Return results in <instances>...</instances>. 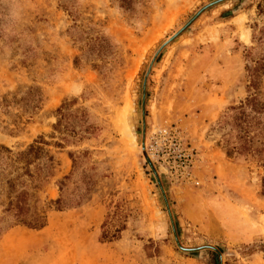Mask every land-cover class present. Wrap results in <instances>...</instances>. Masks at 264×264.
Here are the masks:
<instances>
[{"label": "rangeland", "instance_id": "obj_1", "mask_svg": "<svg viewBox=\"0 0 264 264\" xmlns=\"http://www.w3.org/2000/svg\"><path fill=\"white\" fill-rule=\"evenodd\" d=\"M261 1L0 0V144L42 136L55 160L39 229L3 211L0 180V264H264V170L224 152Z\"/></svg>", "mask_w": 264, "mask_h": 264}, {"label": "trees", "instance_id": "obj_2", "mask_svg": "<svg viewBox=\"0 0 264 264\" xmlns=\"http://www.w3.org/2000/svg\"><path fill=\"white\" fill-rule=\"evenodd\" d=\"M133 1L117 0L118 5L124 9L130 8ZM256 7L258 14H264V0L257 3ZM255 37L257 36L253 33L252 38ZM86 44L87 49L90 50L96 47V52L100 55L107 42L101 36H94L89 38ZM74 61H76V57ZM244 70L247 94L238 104L229 108L233 140L224 146V152L227 157L234 154L250 157L264 170V98L260 95V82L264 75V55L257 60L245 62ZM34 91L29 90L27 94L32 95ZM64 105L66 104L63 103L55 109L59 117L52 124L53 129L59 127L62 119L64 129L71 126L69 118L73 115L62 110ZM69 131L72 135L76 133L73 129ZM59 140L64 142L67 141V138L61 134ZM48 144L42 136H38L23 149L14 152L0 144V180L3 181L5 193L3 211L11 214L15 224H21L31 229L43 227L46 221L45 211L37 208L34 204L30 205L29 201L35 191L41 188L43 181L52 174L55 160L49 150L45 148ZM52 144L55 147H61L60 141H53ZM12 171H16L15 174H12ZM260 186L261 194L264 195V176L261 177ZM35 202L34 198L33 203ZM98 239L99 241L109 240L102 235ZM216 260L217 258H215Z\"/></svg>", "mask_w": 264, "mask_h": 264}, {"label": "crops", "instance_id": "obj_3", "mask_svg": "<svg viewBox=\"0 0 264 264\" xmlns=\"http://www.w3.org/2000/svg\"><path fill=\"white\" fill-rule=\"evenodd\" d=\"M216 69L214 68V71H215L214 74L219 77L220 75H222V69H221V67L219 65L217 66ZM220 81L224 83V81H222V80H220ZM5 238L6 239H10V235L7 234Z\"/></svg>", "mask_w": 264, "mask_h": 264}, {"label": "bare ground", "instance_id": "obj_4", "mask_svg": "<svg viewBox=\"0 0 264 264\" xmlns=\"http://www.w3.org/2000/svg\"><path fill=\"white\" fill-rule=\"evenodd\" d=\"M244 30V28H242V34H241V37H242V39L243 40H245V41H247L248 40V35H247V33L245 32V31H243ZM125 121V120H124ZM128 122V121H127ZM127 126V125H126ZM126 129H128V128H126Z\"/></svg>", "mask_w": 264, "mask_h": 264}, {"label": "water", "instance_id": "obj_5", "mask_svg": "<svg viewBox=\"0 0 264 264\" xmlns=\"http://www.w3.org/2000/svg\"><path fill=\"white\" fill-rule=\"evenodd\" d=\"M144 157L147 159L146 155H144Z\"/></svg>", "mask_w": 264, "mask_h": 264}]
</instances>
